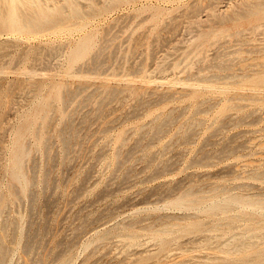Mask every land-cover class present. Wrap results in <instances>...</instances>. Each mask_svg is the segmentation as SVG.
I'll list each match as a JSON object with an SVG mask.
<instances>
[{"label": "rangeland", "instance_id": "374dc122", "mask_svg": "<svg viewBox=\"0 0 264 264\" xmlns=\"http://www.w3.org/2000/svg\"><path fill=\"white\" fill-rule=\"evenodd\" d=\"M57 1L67 6L44 3ZM254 1L264 7L107 0V10L91 13L106 0H75L81 15L38 36L0 34L10 44L0 42V233L7 228L8 245L13 238L10 256L30 264H242L264 250V214L252 207L209 213L174 204L190 190L205 202L227 193L264 203V85H253L264 77V8L234 14ZM88 35L90 49L73 62L71 49ZM24 123L25 190L10 156ZM194 221L202 230H186ZM165 225L172 231L162 233ZM236 240L248 242L244 256L222 250Z\"/></svg>", "mask_w": 264, "mask_h": 264}, {"label": "bare ground", "instance_id": "6f19581e", "mask_svg": "<svg viewBox=\"0 0 264 264\" xmlns=\"http://www.w3.org/2000/svg\"><path fill=\"white\" fill-rule=\"evenodd\" d=\"M45 1V0H44ZM43 0H0V34L2 33H13V34H20V35H36L38 36L39 34L42 33V31H45L46 29L48 30V28H50L51 26H54L56 24H58L59 20L62 19L63 16L67 17V18H71L73 17L74 15H77V14H80L81 13V9L76 5V2L75 0H64L66 5H59V3L61 4V2H58L56 5H52L54 3H52L50 6L49 4H46L44 3ZM53 1V0H52ZM50 0V2H52ZM56 1V0H54ZM78 1V0H77ZM113 1H120V0H113ZM126 1V0H125ZM255 2V1H254ZM98 3V2H97ZM245 3H248V2H245ZM89 5V4H88ZM87 5V6H88ZM91 7V6H90ZM109 7V4H107V0H106V5L102 6L101 8H95V7H91L90 8V12L93 13V12H99V11H105L107 10ZM83 8V7H82ZM264 7L262 5H260V2L257 3H248V5H246L244 7V9L242 11H239V12H236L235 13V10H234V14L240 16V15H243V14H247V16L252 15L257 9H263ZM84 9V8H83ZM237 10V9H236ZM257 10V11H258ZM86 11V10H85ZM84 11V12H85ZM198 11V9H197ZM238 11V10H237ZM159 13V12H158ZM256 13V12H255ZM262 13V12H261ZM86 14V13H85ZM81 15V14H80ZM233 15V14H232ZM261 15V14H260ZM234 17H236L235 15H233ZM242 17V16H240ZM246 17V16H245ZM77 18V17H76ZM238 18V17H236ZM261 18H264L263 16ZM75 23V22H74ZM86 24V23H85ZM71 25H73L71 23ZM67 26V25H66ZM257 27V25H255ZM254 26V27H255ZM61 28H64L63 26H60ZM53 29V27H51ZM258 28V27H257ZM254 29V28H253ZM46 30V31H47ZM62 30V29H61ZM44 33V32H43ZM89 34V33H88ZM4 35V34H2ZM7 35V34H6ZM10 35V34H9ZM91 35V34H90ZM13 36V35H12ZM17 36V35H16ZM19 36V35H18ZM2 37V36H1ZM21 37V36H20ZM25 37V36H24ZM30 37V36H29ZM9 38V37H7ZM40 38V37H39ZM82 38V37H81ZM2 39V38H1ZM10 39V38H9ZM31 39V38H29ZM41 39V38H40ZM95 39V37H94ZM1 41H5V42H2L4 44L7 45L8 41L9 40H0ZM12 41V40H11ZM91 42L92 39L91 37L88 35V36H85L83 37L78 43L76 42V44H74L76 47L75 49H71L73 52V56H72V61L73 62H76L78 60H80L81 58H84L85 54L87 53V51L90 49L91 47ZM4 44H1L0 43V48H2V46L4 47ZM15 45V44H13ZM73 45V46H74ZM7 46H10L7 45ZM42 46V45H41ZM25 46H23L22 48H24ZM36 50V48H35ZM21 51H23L21 49ZM11 52V51H10ZM52 52V51H51ZM4 57L5 55H7V51L4 52ZM47 53H49L47 51ZM93 53V52H92ZM3 54V52H2ZM10 54V53H9ZM8 54V55H9ZM23 54L22 52L19 53V57L20 55ZM40 54V53H38ZM72 54V53H71ZM0 55H1V52H0ZM7 55V56H8ZM11 55V54H10ZM54 55V54H53ZM2 56V55H1ZM19 57H17L16 60V63L18 64L17 60L19 59ZM10 58V57H9ZM21 58V57H20ZM35 58V57H33ZM54 58V57H53ZM7 59V58H6ZM71 60V58H68ZM1 60V59H0ZM4 60V59H2ZM22 60V58H21ZM34 60V59H32ZM36 60V59H35ZM44 60V59H43ZM70 60H68V62L70 63ZM19 61V60H18ZM4 63V62H3ZM15 63V62H14ZM34 63L36 64V62L34 61ZM33 63V65H34ZM50 63V62H49ZM45 64V62H44ZM48 64V63H47ZM58 64V63H57ZM49 65V64H48ZM14 66V65H13ZM16 66V65H15ZM14 66V67H15ZM36 67V66H35ZM13 68V67H11ZM1 71V70H0ZM48 73V72H46ZM6 74V73H5ZM34 74V73H33ZM45 74V73H44ZM68 74V73H67ZM33 76V75H32ZM36 76V75H34ZM238 76V75H237ZM242 76V75H241ZM2 77V76H1ZM29 77V76H28ZM21 78V76H20ZM19 78V79H20ZM39 78V77H38ZM37 78V79H38ZM32 81V80H31ZM22 82V81H21ZM32 83V82H30ZM248 83V82H247ZM251 83V82H250ZM253 85H256L257 87L256 88H262L263 85H264V77H260L257 79V76H256V80L253 81ZM130 84V83H129ZM252 84V83H251ZM198 85V84H197ZM208 85V84H207ZM223 85H226V84H223ZM222 85V86H223ZM117 86V85H116ZM244 86H246L244 84ZM260 86V87H258ZM25 87V86H24ZM124 87V85H123ZM127 87V86H126ZM194 87V86H193ZM196 87V86H195ZM247 88H252V87H248L246 86ZM245 87V88H246ZM35 88V87H34ZM125 88V87H124ZM255 89V86L254 88ZM264 89V88H263ZM31 90H34V89H31ZM44 90V88L42 89ZM63 91V90H62ZM115 91V90H114ZM113 91V92H114ZM121 91V90H120ZM45 96V94H44ZM106 96V95H105ZM38 97H40L38 95ZM37 97V98H38ZM55 97V96H54ZM42 98V97H41ZM243 98V97H242ZM36 100V99H35ZM48 100V99H47ZM46 100V101H47ZM34 101V100H33ZM39 101V100H38ZM36 102V101H35ZM199 102V101H198ZM42 103V102H41ZM45 104L49 103L47 101L46 102H43ZM55 103V102H54ZM200 103V102H199ZM38 104V103H37ZM36 104V105H37ZM30 105V104H29ZM32 105V104H31ZM34 105V107L36 106ZM49 105V104H48ZM54 105V104H53ZM46 106V105H45ZM47 108V106H46ZM52 108V107H51ZM44 109V107H43ZM198 109V106L197 108ZM35 111V109H34ZM32 112V111H31ZM54 112V111H53ZM170 112V111H169ZM38 113V112H37ZM37 113L35 112V114L37 115ZM44 113V111H43ZM25 114V113H24ZM29 115L31 114L30 112L28 113ZM170 114V113H169ZM168 114V115H169ZM27 115V116H29ZM35 115V116H36ZM23 116V114H22ZM43 116V115H42ZM227 116V115H225ZM25 117V116H23ZM32 117V116H31ZM30 117V118H31ZM157 117V115H156ZM21 118V117H20ZM168 118V117H167ZM23 121L25 118H22ZM28 119V118H26ZM25 119V120H26ZM156 119V118H155ZM28 120H31V119H28ZM36 120V119H35ZM214 120V119H213ZM222 120V119H221ZM220 120V122H221ZM49 121V120H47ZM153 121V120H152ZM165 121V120H163ZM162 121V122H163ZM29 122V121H27ZM32 121H30L29 123H31ZM151 122V121H150ZM168 122V121H167ZM29 123H24L25 125L28 124L26 127L25 125L23 124V128L22 129H18L19 131L15 132L16 134H18L17 136V139L15 137V143H14V150H13V155L10 154V156H13V168H12V177H14L17 181L20 182L23 190H25L29 180L27 178V176L25 175L24 173V167L23 166V162H24V158L25 156L28 154V148L26 147V144L24 143V136L26 133H28V131L31 130V126ZM42 123V122H41ZM49 123V122H48ZM148 123V122H147ZM146 123V124H147ZM22 124V123H21ZM38 124V127H39V123ZM145 124V125H146ZM168 124V123H167ZM165 124V125H167ZM162 125V124H161ZM223 126V124H221ZM21 126V125H20ZM142 127V126H141ZM162 127V126H161ZM160 127V128H161ZM20 128V127H19ZM159 128V130H161ZM142 129V128H141ZM158 130V131H159ZM34 132V131H33ZM155 132V131H154ZM36 133V132H34ZM37 134V133H36ZM70 134V133H69ZM16 136V135H15ZM37 136V135H36ZM64 136V135H63ZM28 137V136H26ZM128 138V137H127ZM185 138V137H184ZM38 139V138H37ZM123 140V139H122ZM126 140V139H124ZM1 141V140H0ZM140 141V140H139ZM29 144V143H28ZM43 144H46V143H43ZM0 146H1V143H0ZM120 146V145H118ZM46 148V147H45ZM118 148V147H117ZM10 149V148H9ZM10 153V152H9ZM118 153V152H116ZM119 155V153H118ZM117 155V157H118ZM204 157V156H203ZM206 157V156H205ZM208 157V156H207ZM9 159V157H8ZM207 163H205L206 165ZM1 165V164H0ZM11 168V167H10ZM236 169V168H235ZM7 170V169H6ZM10 176V175H9ZM12 184V183H11ZM237 184V183H236ZM235 184V185H236ZM15 185V183H14ZM30 185V184H29ZM238 185V184H237ZM241 185V184H240ZM249 185V184H247ZM12 186V185H11ZM250 186H253L250 184ZM235 187V186H234ZM233 187V188H234ZM226 187H224L223 190H225ZM198 189V188H197ZM231 189V188H230ZM222 190V189H221ZM18 191V190H17ZM30 191V190H29ZM17 193V192H16ZM5 194V193H4ZM255 194V193H254ZM260 194V193H258ZM18 195V194H17ZM20 196V194H19ZM18 197V196H17ZM204 197L203 195H197V194H194V191L192 192L191 190L190 191H187L185 193H183L182 195H180L178 198L175 199L174 201V204L175 206L177 207H183V208H186V207H194L198 210H204L206 212H209V213H216V212H223V213H227L231 208L232 206L234 205H238V206H241L242 209H247L248 210V207H252L253 211L255 212H261L262 214H264V203L261 201V200H258V199H251V198H247V197H243V196H238V195H232V194H227V193H224L223 195H215L211 200L205 202L204 200ZM21 198V197H20ZM10 199V198H9ZM7 202V198H5L4 196L1 195L0 197V213L3 211L4 209V206ZM173 204V203H172ZM4 213V212H3ZM257 213V214H259ZM167 216V215H166ZM165 216V217H166ZM179 216V215H178ZM187 216V215H185ZM189 216V215H188ZM235 216V215H234ZM234 216H229L228 217V223L232 224L234 222V219L235 217ZM171 217V216H169ZM195 217V216H194ZM100 218V217H99ZM167 218V217H166ZM172 218V217H171ZM145 219V218H144ZM143 219V220H144ZM142 220V219H141ZM140 220V221H141ZM139 221V220H138ZM161 221V220H159ZM165 222V221H164ZM195 223L192 222V224L188 227H186V230H190V231H199V230H202V224L200 222H196L194 221ZM156 223V222H155ZM227 224V223H225ZM17 225V224H16ZM18 226V225H17ZM16 226V227H17ZM133 226V225H131ZM154 226V225H153ZM152 226V227H153ZM166 226V225H165ZM173 225H171L172 227ZM214 227H218V224H215ZM5 228V229H4ZM2 228L1 230V233H0V264H30L29 260L28 259H23L22 261H17L14 259L13 256H10V249H12V247L14 245H11L12 242V239L11 240V246L8 245V231L6 230L7 228L4 227ZM141 228V227H139ZM145 228V227H144ZM142 228V229H144ZM150 228V227H149ZM16 230V229H15ZM247 230L249 231V233H253L254 231L257 230V227L250 224L248 227H247ZM262 230H264V226L262 227ZM160 231V230H159ZM168 231H172L170 227L166 226L163 230H162V233L163 232H168ZM161 232V231H160ZM257 233V232H256ZM15 235V234H14ZM109 235V232H102L98 235V239H104L106 238L107 236ZM127 235V234H126ZM237 235V234H235ZM264 235V234H263ZM19 236V235H18ZM130 240L132 242H136L137 241V238H138V235L137 233L135 232H131L128 234ZM12 237V236H11ZM232 237V236H231ZM251 237H253L251 235ZM19 238V237H18ZM249 238V237H248ZM108 239V238H107ZM19 240V239H17ZM201 240V239H199ZM102 241V240H101ZM196 241V240H195ZM198 241V240H197ZM204 241V240H203ZM206 241V240H205ZM166 242V241H165ZM20 243V241H19ZM185 244V243H184ZM222 245V243H221ZM247 246H248V242L246 240H236L235 241V244L233 246L229 244H226L225 246L222 247V250L224 252H226L227 254H230L231 252H233V247L236 248V250H240L243 252V256L245 255V252H246V249H247ZM10 247V248H9ZM215 248V247H214ZM212 248V249H214ZM260 248V247H259ZM172 249H175V248H172ZM176 250V249H175ZM210 250V249H209ZM233 250V251H232ZM222 251V252H223ZM239 251V252H240ZM214 252V251H213ZM56 253H59V252H56ZM55 253V254H56ZM64 253V252H63ZM142 253V252H141ZM254 253H256V255L254 256V258H252V260L249 262V263H246V262H243L242 264H264V250L263 249H260L258 250L257 252L255 251ZM248 254V253H247ZM253 254V253H252ZM12 255V254H11ZM27 255V254H26ZM58 256H60L59 254H57ZM62 255V254H61ZM43 256V255H42ZM54 256V255H53ZM56 256V255H55ZM228 256V255H227ZM45 257V256H44ZM57 257V256H56ZM242 257V256H241ZM253 257V256H252ZM27 258V256H26ZM55 258V257H54ZM59 258V257H58ZM180 258V257H179ZM217 258V257H216ZM243 258V257H242ZM167 259V258H166ZM208 259V258H206ZM244 260L242 261H249L247 260L246 258H243ZM57 260V259H56ZM165 261V260H164ZM240 261V260H239ZM45 260H41L39 261V263L37 264H44ZM187 262V261H185ZM238 262V261H237ZM68 263V260L67 259H64L62 261H60L58 264H67ZM161 263V262H160ZM182 263V262H180ZM179 263V264H180ZM32 264V263H31ZM53 264V263H52ZM178 264V263H176Z\"/></svg>", "mask_w": 264, "mask_h": 264}]
</instances>
